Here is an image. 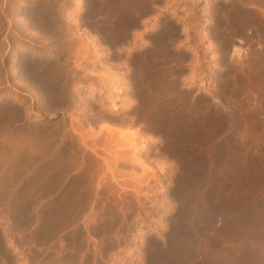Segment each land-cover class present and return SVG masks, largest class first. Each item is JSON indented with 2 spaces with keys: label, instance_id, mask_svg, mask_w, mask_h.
Wrapping results in <instances>:
<instances>
[{
  "label": "bare ground",
  "instance_id": "1",
  "mask_svg": "<svg viewBox=\"0 0 264 264\" xmlns=\"http://www.w3.org/2000/svg\"><path fill=\"white\" fill-rule=\"evenodd\" d=\"M95 1L94 3L92 2L93 3L92 9H99L105 11L104 15H106V13L108 14V16L106 15L105 17L108 18L110 24L114 19L113 21L115 26L119 28V34L122 33L124 35H127V33H129L128 31L131 28H136L139 26L140 17L144 14H147L149 12L148 9L151 6L149 4V0H112V1L105 0V2H101V1L95 2ZM75 2L77 6L81 4L79 3L80 0H75ZM210 7H212V4L211 2L209 3L207 0L204 6V9H206L205 10L206 13L203 12L201 14H203L204 17L205 16L208 17V19L206 20L213 23L214 19L212 18V14H210V10H208L207 12V9ZM215 11H216L215 19L217 18L222 20L224 19L225 23H227V25L225 26L226 27L230 26V28L229 27L226 28L227 32L228 29H230L231 34L236 33L239 36H243V34H246L248 35V38L250 37L249 39L251 40L250 42H255L257 45L255 46L254 45L255 43L250 44V45H254L257 48L255 49L252 46L253 47L252 49L254 50L252 52L253 54L249 53L252 56L251 57L249 56V58L247 59L248 61L247 64L249 65L248 68H251V70L253 69V71L250 72L246 77L241 76L238 72H234L233 74L239 77L238 79L242 80V82L245 85H248V82H246V80L248 79L255 80L259 78L258 73L260 74V77L263 76V81H264V0H223V3L221 2L219 4L218 2V5L217 4L215 5ZM157 17L158 16H156V18ZM46 19L49 18L46 17ZM179 19L182 18L179 17L177 19V22L179 21ZM33 23L35 22L33 21ZM74 23L78 24L80 22L78 20H75ZM177 24L178 23L170 22V24H167V26L165 27L163 26L160 32L158 31L159 33L155 34L156 35L155 38L153 37V41L151 42V45H149V43L146 42L144 48L140 50L139 55L137 56V61L139 65L138 79L136 83L133 84L135 85L136 88V93H137L136 97L137 96L138 97L137 99H135L136 97H133L134 95L133 94L132 96L127 97L126 100H124L123 102H125V104H128V106H131L132 109L138 107L141 123L144 124L149 130H152L153 132L157 133V136H154V139L161 137L165 138L166 140L164 145L165 150H167V152H171L174 158L185 162L186 161L192 162V160H196V161L199 160L200 162H202L201 160L203 159L204 161L205 159L203 157L205 156L207 157V155H209L207 153L211 150L210 148H208L211 147V145L204 147L203 146L204 143L214 139L220 131H227L228 133L227 132L226 133L229 135L232 128V127L230 128V126L244 127L245 123L241 119L238 120L236 118L237 116L235 117L231 113L222 112L223 113L222 114L221 111H219L217 108L207 109L208 108L207 107L202 110V106L208 105L206 104L207 102L203 98V96L199 97L197 95H192L190 94V92L184 94L182 93V90L179 89L180 86L177 83L175 77V75H177L175 67L174 66L169 67L166 64L170 59L177 62L181 60L179 59L180 57H178L177 59V57L175 58L173 56L171 49L174 39L175 37L177 38L178 35L177 30L179 32V28L176 27ZM209 25H213V24H209ZM53 26L55 27V23ZM221 26H223L222 29H224V24L223 25L221 24ZM221 26H219L218 28H221ZM212 27H213L212 29H214V26ZM215 29H216L215 31L218 30L216 26ZM227 32L224 35L227 36ZM199 35L201 36V34ZM224 35L222 32L220 38L222 39L220 41L221 43H223V47L225 48L231 47V52L229 53V57L227 56L228 60H231V63L232 61H236L234 63H236L237 65V59L243 58L244 53L246 51H243L241 49L242 47L236 46L234 43L231 42L232 41L230 40L231 38L229 39ZM216 36L218 37V35ZM139 37L144 38L142 34H140ZM176 40L178 39H175V41ZM236 40L242 43L243 41H246V38L238 37L236 38ZM18 55L19 53L17 54V52L15 51L13 53L12 59L18 60L19 57ZM22 56L23 55H21L20 57ZM187 57L189 60L190 58H194L193 60L191 59L190 62L194 69V70L192 69V71H195L196 67L199 66L196 64V61L199 59V56L194 54L191 56L188 55ZM244 64L247 65L246 62ZM257 65L259 66V70H256ZM22 69L27 73L28 77L34 84V88H35L37 84V72H38L37 56L33 55V57L32 56L29 57V54L25 53L24 58L21 59V65L14 66L12 74L19 75ZM196 72H193V74L190 75L192 81L194 80V77H197L198 75V73L196 74ZM231 76L233 77V75ZM17 80L18 82H21L20 77H17ZM111 81L107 82L106 85H104L105 88L109 87L107 84H111L112 83ZM124 82L127 81L124 80L123 83ZM114 83H115L114 85H118L117 92L125 90L123 86L116 84V83H120V81L118 82V80L115 81L114 79ZM32 91L33 92L31 94H33L34 97L37 98L38 92L35 89ZM4 96L5 94H2L0 96V99H2ZM63 98H64V94L60 91H57L55 94L51 95L50 100L52 102H59L63 100ZM14 99L17 100V96ZM216 100L219 101V99ZM123 102L119 103L116 101V99L111 98L109 105L111 108L116 109L120 107V104H122ZM0 103H1L0 132L2 133L5 132V134L9 133V135L11 134L10 135L11 137L8 135L10 139L7 137L8 139L4 138L3 140L2 137L4 135L0 136L1 137L0 196L2 194V199H3V196L5 197V195H7L6 193L8 192L7 185L9 186L10 184L12 187L11 186L9 187H11L13 190L12 193L10 194H12L13 200L16 201V204L12 202L14 204L13 205L10 201L7 202L6 199L5 202H7L8 205L12 204L10 206L11 209H9V211L11 212L18 211V217H19L18 223L14 222L15 226L12 227H16L18 226V224H20L21 227L24 228L29 227V230L31 229L30 231L31 233L30 232L29 233L32 237L34 236L36 237V239L37 237H39L44 240L43 241L44 243L45 240L46 243L48 240L49 241L52 240L51 243L48 242L49 244H45L42 246L43 248H45L46 251L47 259L45 264H60L61 262H65V263L68 262V264H78L79 262H81L80 261L81 259H78L79 254L74 249L75 247L72 248V245L74 246L76 244V240L78 238L80 239V240L78 239L79 241L77 240L78 248L84 246L85 244L88 245L91 239H92L91 241L95 240L94 238L95 236L89 237V234L92 232L90 229H88L87 227H85L87 229L80 227L76 228V225L74 227V224L77 223L82 218V216L84 217L83 222L86 224V226H88L87 223L91 224L92 223L91 221H94V223L99 222L101 219L98 216H102V217L104 216L103 215L105 211L104 208L110 207L112 209L111 206L112 204L111 205L105 204L108 206H104L103 204L104 200L100 202V199L102 200L104 198L105 196L104 194L106 192V189L108 188V186L105 187L104 185L110 186L112 179L115 182L117 179V177H115L116 175L114 174L112 161H110L112 159H108L106 156L103 157L102 159L103 161H99L97 158L96 159H93L91 157L89 158L87 154L88 146L86 145L87 143L85 139L80 141H78L77 139L75 140L69 139L68 141H66L65 138L66 136L64 135V133L63 136L61 132L62 128L64 129V131L66 130L63 126L62 127L55 126V128L51 130V127H45V125L43 124L38 126L37 125L29 126L28 124L27 125L28 130L26 128L24 131L26 132L27 134L26 136L28 138L27 137L24 138L23 131H22L23 133H21L20 130L15 131V129L12 127V123L14 122V120L16 118H19L21 115H23L20 113L22 111H19L21 108L19 107V109H17L16 107H14L15 102L13 103L14 105L12 104L11 106H9L10 104L8 106H6L7 104L3 105L4 103L2 104V101H0ZM48 114L49 113L43 108L36 114L35 119L37 120L42 119L43 116H46ZM51 115L53 114H49L48 117H51ZM254 117L255 118L252 119L253 122L256 123V125L260 126L261 128H264V120L262 119V117L261 116L258 117L257 115H255ZM104 127H106L108 130L107 133L108 136L106 137V139L108 141H111L106 143H114L115 138H113L114 135L113 129L115 127H113L109 123H105ZM18 128L21 130L23 129L20 127ZM7 129L9 132L7 131ZM127 130L121 129L120 131L123 133V131L126 132ZM52 131H54L58 136ZM130 133L132 136V140L129 139V141L128 140H126L127 142L125 141L126 147L130 148L134 152L133 158L135 159L136 162H138L141 166H143L145 171L146 169H151L150 165L147 164L148 160L147 159L145 160V156H143V151L144 150L146 151L147 149L151 148V145L147 143L136 144L134 141L136 140L134 139L136 132L131 131ZM18 135L19 136L23 135L25 142L22 141L23 138H21L18 141H15L16 139L15 137H18ZM143 135L144 134L141 132L140 136L142 137ZM124 136H127V134H124ZM13 137L15 138L14 140ZM150 137L153 136L150 135ZM200 143H202V145ZM214 143L215 142H213V144ZM117 146L118 145H116L115 148H117ZM215 149L216 147L214 148V150ZM244 149L245 147L241 148L238 151L237 150L235 151L230 147H225V148L223 147L220 149L221 150V152L219 151L220 153L216 151L215 152L218 155L220 154L219 156H217V158L220 157L219 159H221L222 161V160H226L225 158L228 159V157L230 158L236 156L237 158L238 153H241L243 151L246 152L247 149L246 150ZM119 155L117 156L114 154L113 159L116 161L118 158H120ZM233 158L234 159L230 158V160L236 161L235 157ZM219 159L218 162L220 161ZM227 161H229V159ZM227 161L224 162L227 163ZM218 162L216 159L215 163ZM225 163H223V165ZM192 164H196L195 161L192 162ZM200 164H203V162ZM232 164L234 165V162ZM252 165L253 164L250 165V163L248 165L237 162V164H235V170L232 168V166H226L227 168L228 167L232 168L234 170V174L232 176H224V175H217L218 171L216 173L215 171L216 169L214 165L213 168L212 166H209V164L204 163L202 166H200V168L196 167L198 169V171H196V175L187 178L183 176L184 178L183 179L181 178V182H180L181 188L190 186L191 189L193 188V190L195 191L194 194L191 196L192 201L201 207L206 206L211 210L209 211L207 209L211 213L207 214L206 217L210 216V219L214 218L216 217L214 216V214L217 212L234 214L233 223L226 226L225 229H223L224 227L218 228V230H216L217 236L214 237V239L212 238L213 240L210 241L213 243V245L214 244L218 245L216 246L218 248L217 250L215 246L212 247L213 248L212 254H213V250L215 249L217 258L216 257L213 259L211 258V260L208 259L203 264H264V203L261 204L259 209L256 211L253 212L247 211L244 213L242 211L247 206V204L252 200V195L254 191L259 186V183L263 181L264 178V174H263L264 165H262V162L258 160V162L256 161V163L254 164V166ZM225 170L226 169H224V171ZM8 171L11 172V174L9 172L10 176L7 174ZM224 171L222 174H224ZM132 177L136 179V182L142 184L143 179H140L139 175L138 176L132 175ZM233 184H235L237 188L236 190L232 191V189H235L232 188L234 187ZM181 188H178V190L180 189L181 191L179 192L183 194V190ZM4 191L6 194L4 193ZM230 191L231 192L235 191V192L232 194ZM7 196L10 198V195ZM108 212L109 210L105 211L106 213L105 215H109ZM112 212L114 211L111 210L110 213ZM201 214H203V212ZM109 216L107 218H109ZM97 219L98 221H96ZM105 220H102V222ZM212 222L213 220L210 221V223ZM78 223H80V225H83L81 224V222ZM109 223L105 224L104 226H100L102 223L99 225L102 229L100 230L103 231L104 234L105 233L109 234V232H112L113 230L114 224L112 225V223L110 224ZM94 225L96 226V224ZM184 225H187V227L190 228L188 226L189 224L185 223ZM70 226L76 229L71 230ZM190 226L193 227V225ZM88 227H90V225ZM92 227L93 226L91 225V228ZM181 227L183 226L181 225ZM198 227L199 225L197 226V228ZM24 228L21 229L24 230ZM96 228L98 229V225L97 227H94L92 229H96ZM194 228L189 232L190 237L187 241L186 239L188 236L186 237L185 235H183L186 237L185 239L183 238V236H181L183 238V239L181 238V241L179 239V242L177 241V243L171 242L173 243L172 248L167 249L165 248L166 247L165 246L164 248L161 249V251L159 250V252L157 253L155 251L151 255L150 264H202L200 260L196 259V256L198 255L196 249H195L196 251L194 249L191 251L189 249L183 251V249L181 248L182 246L181 244H183L184 242L188 243L189 241H194V243L197 245V236L201 234L200 231H202L205 227L203 226V228L201 227V230L199 229V234L197 233L198 235L196 234ZM18 229H20V227ZM100 230L99 233H101ZM207 230L208 229H206V231ZM63 232H66L67 234L66 242L69 245V247H67L69 248L68 251H65L67 252L65 253V257L64 256L61 257L62 256L61 250L58 251L60 247L63 246L64 239L59 240L60 234ZM202 232H205V229ZM226 232L230 234V239H227V241H226V235H227ZM7 234H8L7 227L0 230V264H15L14 260L16 259V257H14L15 259L12 257L13 253L11 254V257L14 260L10 258L11 260L5 262L10 257V256L6 257L7 255L6 252L8 253L9 251V248L8 251H6L7 245L10 246L9 243L14 241V240H9V241L6 240ZM212 243H210L211 246ZM107 245L110 248V246L112 247L113 243H107ZM183 245L186 246V244ZM85 247L87 246H84V248ZM88 248L89 246L87 247V249ZM216 251L218 252V256ZM8 255H10V253ZM35 256L36 255H34L33 258H35ZM111 257H115V256H111ZM212 257H214V255ZM5 258L7 260H4ZM91 259L92 257L88 261L91 262ZM114 259H116V257ZM85 262L83 263L85 264ZM91 264H97V262L93 261V263ZM107 264H109V262Z\"/></svg>",
  "mask_w": 264,
  "mask_h": 264
},
{
  "label": "rangeland",
  "instance_id": "2",
  "mask_svg": "<svg viewBox=\"0 0 264 264\" xmlns=\"http://www.w3.org/2000/svg\"><path fill=\"white\" fill-rule=\"evenodd\" d=\"M91 1L92 0H80L79 3L81 4H79L78 5L79 7H78L76 5L75 0H0V96L2 94H5V96L2 99H0V101H2V104L4 103L3 105L7 104L6 106H8L9 104H10L9 106H11L15 102L14 107H16L17 109H19V107L21 108L19 111H22L23 113L22 112L20 113L23 115H21L19 118H16L14 122L12 123V127L15 129V131L20 130V132L23 133L26 128L28 130V126H27L28 124L29 126H33V125L38 126V125L43 124L45 125V127H51V130L55 128L56 126V123L54 121L57 119V116L48 117L49 114H53L51 113L53 112V110L50 112L47 111L49 114L46 116H43L42 119H38V120L35 119L36 114L41 109H43L39 102V97L36 98L34 97L33 94H31L33 92L32 90L35 89L37 91L36 87L34 88L33 83L32 85H28V84L26 85L23 82H18L17 77L22 78L21 72L19 75L12 74L14 66L21 65V59L24 58L25 53H28L29 57L31 56L33 57V55L35 56L39 55L38 54L40 52L39 46L36 43L39 41L38 31L43 29V19L42 18L44 17L50 18L51 22L53 24L55 23V27H56V28L54 27L55 29H58L60 27L58 30H69L72 28H76V29L81 28L84 26V24H82V20L84 18H89V17L95 18L96 17V18H100L99 21L104 20V17L106 15L108 16V14L106 13V15H104L105 11L103 10L92 9V4L94 3L95 0L92 1L93 3ZM100 1L105 2V0H96L95 2H100ZM154 1L160 7L156 8L155 12L158 14H156L155 17L152 18L151 21L153 22L149 27L157 29L159 32L163 26L164 27L167 26V24H170V22L178 23L176 25V27L178 28H180L181 26L188 27L187 32H188L189 42L186 45L188 47L187 49L188 55L191 56V55L196 54L199 56V59L197 58L198 60L196 61V64L199 66L196 67L195 71H192L190 69V75L196 71H197L196 74L198 73L197 77H194L193 81L191 80L192 78H190L191 76L189 75L187 84L189 85L188 90L190 94L197 95L199 97L203 96V98L207 102L206 104L208 105L202 106V110L207 107H208L207 109L217 108L219 111H221V113L222 112L231 113L235 117L237 116L236 118L238 120L241 119L245 123L244 127L243 126H240V127L230 126V128L231 127L232 128H231L229 135L227 134L228 133L227 131H220L217 134V136L214 139H212L213 141L209 140L206 143H204L205 144V145L203 144L204 147L211 145L212 148L208 147L211 150L209 149L210 151L209 152L207 151L208 152L207 154H209L207 155V157L204 155L205 156L203 157L205 158L204 161L203 159L201 160L203 164L207 163L209 164V166H212V167L214 165L216 169L215 170L216 173L218 171L217 175H224V176H232L234 174L235 164H237V162L248 164V165L250 163V165L253 164L252 166H254L256 161L258 162L259 160L260 162H262V165H264V128H261L260 126L256 125V123H254L252 120L255 118L254 117L255 115H257L258 117L261 116L262 119L264 120L263 76H261L262 77L261 78L260 74L258 73L259 78L255 80L248 79L246 80V82H248V85H245L242 82V80L238 79L239 77L233 74L234 72H238L241 76L246 77L248 76L250 72L253 71V69L251 70V68H248L249 65L247 64L248 62L247 59L249 58V56L250 57L252 56L250 55L254 51L252 48L253 47L255 49L257 48L255 47L257 46L256 43L250 42L251 41L249 40L250 37L248 38V35L246 34H243V36H239L236 33L231 34L230 29H228V32H227L226 28L228 27L230 28V26L228 27L225 26L227 25V23H225L224 19H223L224 21L218 18L214 19L213 23L206 20L208 19V17L205 16L206 17L205 18L204 15L201 13L203 12L206 13L205 11L206 9H204L203 5H205L207 0H154ZM220 1L223 3V0H208L209 3L211 2L217 5H218V2L219 4L221 3ZM207 12H208V9H207ZM156 16L158 17L156 18ZM179 17H181L182 19H179V21L177 22V19ZM28 19L33 20L36 24L30 23ZM75 20H78L80 23L75 24L74 23ZM209 24H213V25H209ZM221 24L222 25L224 24V29H222L223 26H221ZM38 25L40 28L38 27ZM212 26H214V29H212L213 28ZM215 26L219 31L218 30L215 31L216 30ZM219 26H221V28H218ZM26 29H29L28 33H26ZM222 32H223V35L226 34L227 32V36L226 35L224 36L228 37L229 39L231 38L230 40H232L231 41L232 43H234L236 46L242 47L241 49L243 51H246L243 56V58L245 59L243 58L237 59V65L236 63H234L236 61H232L231 63V60H228L229 53L231 52V47L230 48L223 47V43H221L220 41L222 40L220 39ZM198 33L201 34V36ZM216 35H218V37ZM199 36L200 38L202 37L201 38L202 41L199 38ZM238 37L239 38L245 37L246 41L247 40L248 41L245 43H240L239 41L236 40V38ZM25 38H28V40L26 41ZM179 38L180 36H177V38L175 37V39H178V40L175 41L174 39L172 47L174 48L183 47V45H181ZM176 43L178 45H176ZM250 44H254L255 46L250 45ZM15 51L17 52V54L19 53L18 60L12 59L13 53ZM52 52L54 51L49 50V49L47 51V53H52ZM20 53L21 55H23L22 57H20L21 56ZM191 59L193 60L194 58H190V61ZM240 62L242 63V65ZM245 62L247 65L244 64ZM233 63L235 64V66ZM258 65L256 67V70H259ZM241 67L243 68L245 67V68L243 69ZM112 75L116 76V74H112ZM231 75H233L234 78ZM114 79L115 81L117 80L118 82L120 81V83H116V84L123 86V88L125 89L123 93L130 94V91H131V84H129L128 82L123 83V80L122 79L119 80V77L118 78L113 77L112 79H110V81L112 80L111 81L112 83L107 84L109 86L107 87L109 88L108 89L109 97L106 98V104H104L106 106L108 105V107H109V102L111 98L116 99V101L119 103L126 100V97L122 99L123 93L117 92L118 85H114L115 84ZM193 85L195 86L192 87ZM16 96H17V100L14 99L16 98ZM216 99H219V101ZM123 105L125 108H131V106H128V104H125V102H123L121 106ZM72 124L79 125L78 122H75V121H72ZM18 127L20 128L25 127V128H23L24 130L23 129L21 130ZM102 128H104L103 130H104L105 135H108L107 134L108 130L104 127V125ZM125 129L126 130L128 129V130L126 132L123 131V133L120 131L121 129H115V128L113 129V134L115 135V136L113 135V138H115L114 145L115 146L118 145L117 146L118 149L115 150L114 152L116 153L113 152V155H111L110 157L114 158V154L117 156L120 154L119 155L120 158H118L119 160L117 159L118 161L117 160L115 161L113 159L114 162H112L114 174L116 175L114 176L115 177H129V178H122V179L117 178L116 182L112 179L110 186L104 185L105 187L108 186L104 194L107 197L104 196L102 200L100 199V202L104 200L105 201V202L103 201L104 206H108L105 204H109V205L112 204L111 205L112 209L110 207L104 208L105 211L109 210L108 214L110 216L105 215L107 212L105 213L103 209L104 216L103 217L98 216L101 219V220L99 219L100 220L99 222H96L98 221L97 219L95 221L96 223H94V221H91L92 222L91 224L87 223L88 226L90 225V227L86 226V224L83 222L84 221L83 216L82 218L80 217L81 219L79 218L80 220L78 222H81V224L85 226L80 225V223L78 222H77L78 224L77 223L74 224V227L76 225V228L87 227L88 229L92 231L89 234V237L95 236L94 237L95 240H93L94 242L91 241L92 240L91 239L88 245L86 244L84 245L87 247L89 246L88 249L87 247H85L86 248L85 249L84 246L79 247V248L77 247V242L80 240L79 238H78L79 240L77 239L78 241L76 240V244L74 246L72 245V248L75 247L74 249L79 254L78 259H81L80 261L82 263L81 262L79 263L84 264L83 262L87 260L85 264L86 263L91 264L93 263V261H96L97 264H107L108 262L109 264L110 263L111 264H150L151 255L155 251L157 253L159 252V250L161 251V249L164 248L165 246H166L165 248L167 249L172 248L173 243L175 242L177 243V241L179 242V239L181 241V238H182L181 236L183 235H185L186 237L188 236L186 239L187 241L190 237L189 232L193 230L194 227H196L194 228V230L196 231V234L197 233L199 234V229L201 230V227L203 228V226L205 227L204 228L205 232H202L204 230L203 229L202 231H200L201 232L200 235L197 234L198 235L197 236L198 246L194 243V241H189L188 243L187 242L183 243V244H186V246L181 244L182 245L181 248L183 249V251L188 250V249L190 251L193 249L194 250L196 249L198 252L196 259L200 260L202 264L205 263L208 259L211 260V258L212 259L215 258L216 257L215 249L213 250V254H212V249H213L212 247L214 246L216 247L218 245H215V244L213 245V243L210 241H212L214 237L217 236L216 230H218V228L224 227L223 229H225L226 226L233 223L234 214L217 212L215 213L216 215L214 214V216L216 217L210 219V216L208 217L206 216L207 214L211 213L209 212L211 210L207 208L206 206L201 207L192 201L191 196L195 192L193 188L191 189L190 186L182 187V188L180 187L181 178L183 179L184 177L187 178V177L196 175V171H198L196 167L200 168V166L203 165V164H200L202 162H200L199 160L197 161L192 160V162L195 161L196 163V164H192L191 161L185 162V161L176 159L174 158L173 155L166 156L165 158L154 155V153H152V150L160 146L161 144L165 145L166 140L163 137L154 139V136H157V133L148 129L149 135H152L153 137H150L149 135L148 136L143 135L142 137L141 136L138 137L137 133H135V136H134V139H136L134 140L136 144L147 143L151 145V148L147 149L146 151L145 150L143 151V156H145V160L146 159L148 160L147 164H149L151 167V169H146L145 171L143 166H141L133 158L134 152L130 148L126 147V142H127L126 140L128 141L129 139L132 140V136L130 132L131 131L136 132V131L130 127L125 128ZM63 131L64 129L62 128L61 132H62V135L64 133V135L66 136L65 137L66 141H68L69 139L75 140V135L72 136L70 130H65L68 134L65 131L64 132ZM91 132L92 134L96 135L98 138L102 137V135H99L100 132L99 133L95 131H91ZM124 134H127V136H124ZM1 135L2 136L6 135L5 137L4 136L2 137L3 140L4 138L6 139L9 138L8 137L9 133L5 134V132L4 133L0 132V136ZM23 135H24V138L27 137L26 132H24ZM23 135L22 136L18 135V137H15L17 140L13 137V140L15 139V141H18L21 138H23ZM24 138L22 139V141H24ZM76 139L78 141L84 140V139L85 141H87L85 134L83 133L80 136L78 135V138ZM213 142L215 143L213 144ZM200 144L202 145V143ZM242 146L245 147L244 150L246 149L247 150L246 152L243 151L241 153H238L237 158L236 156H233L235 157L236 161L230 160V158L234 159L233 157H230V158L228 157L229 161H227L228 159L225 158L226 160H222L223 162L221 161V159H219L220 157L217 158V156H219L220 154L218 155L216 152L220 153L221 152L220 149L223 147L224 148L230 147L234 149L235 151L236 150L238 151L241 148H244ZM215 147L216 149L214 150ZM164 149H165V146H164ZM214 158L217 159V162H218V159L220 161L218 163H215L216 159ZM211 160H214V161H211ZM224 161L225 162L227 161V163H225ZM233 162H234V165L232 164ZM223 163L225 164L223 165ZM226 166H232L234 170L230 167L227 168ZM224 169L226 170L224 171ZM223 171H224V174H222ZM9 172L10 171H8L7 174L10 176L11 172L10 174ZM137 174L139 175L140 179H143V182L141 181L142 184L136 182V179L132 177V175L138 176ZM164 175H171L173 177L164 179L163 178ZM9 186L11 185L9 184ZM9 186L7 185V188L8 189L10 188V189L9 190L7 189L8 192L6 193L7 195H10V198L7 195H5V197L3 196V199H2V194L0 196V204L4 209L3 211L0 212V225L1 227H4V228L7 227L8 234L6 236V240L9 241V240H14L16 238H19V240L22 239V241H18L19 244L16 240L12 242L10 241L11 242L9 243L10 246L6 244L7 245L6 251H8V248H9L8 253L6 252L7 254L6 257H9V256L10 257L8 258V260L6 258L4 260H7L5 262H8L9 260L16 257L17 260L15 258H14L15 260L13 259L15 261V264H34L36 262L35 258H33V256L29 254L27 255L29 256V258L26 257L25 255L21 256L22 254H24L22 253L21 250H23L24 252L29 251L31 254L35 253L34 255H36L37 247H39L41 248V253H43L46 251H45V248H43L42 246L45 244L51 243L52 240L50 241L48 240L47 243L45 240V243H44L43 239L39 237H37L36 239V237L34 236L32 237L30 235L31 229L29 230V227H27L28 228L27 229L26 227L25 228L21 227L20 224H18V226L16 227H12V226H15L14 222L18 223L19 217H18V211L17 212L9 211V209H11L10 206L13 203L16 204V201L13 200L12 194H10L13 191L11 188L12 186L11 187ZM233 186L234 187L232 188H235V189H232V191L236 190L237 188L235 184H233ZM178 188H181L183 190L184 195L181 194V192H179L181 190L180 189L178 190ZM234 192H231V193L233 194ZM181 195H183L184 197ZM106 198L109 200H107ZM5 199L7 202L10 201L11 203L12 202L13 203L8 205V203L5 202ZM263 203H264V178H263V181L259 183V186L254 191L252 195V200L247 204V206L242 211L243 213L247 211L249 212L256 211L259 209L260 205ZM111 210L114 212L110 213ZM202 212L203 214H201ZM108 216L109 218H107ZM102 220H105V221L102 222ZM211 220H213L214 223L213 222L210 223ZM108 221L109 222L111 221L110 223H112V225L114 224V227H113L112 232H109V234L107 233L104 234L103 231H101L102 229L100 226H104L105 224L109 223ZM93 223L96 224V226ZM185 223L189 224L188 226L191 229L188 228L187 225H184ZM91 225L93 226L92 228L97 227L98 225V229L99 230L101 229L100 230L101 233H99V230L97 228H96L97 230L92 229ZM181 225L183 227H181ZM190 225H193V227ZM198 225L199 227L197 228ZM17 227L18 228L20 227V229H18ZM21 228H24V230ZM76 228L71 227V230L76 229ZM206 229H208L207 230L208 232L206 231ZM93 232H94V235H93ZM180 232H183V233H180ZM61 234H60L59 240L64 239V242H63V246H61L58 251L61 250L62 256L61 255L60 256L65 257V253H67L65 251H68L69 248L67 247H69V245L66 242V235H67L66 232H63ZM226 234H227L226 235V241H227V239H230V234L227 232ZM185 236H183L184 239L186 238ZM21 243L28 244L29 246L26 249H23L20 246ZM92 243L93 244L95 243V244L93 245ZM107 243H113L112 247L110 246L109 248ZM210 243H212V246ZM217 249L218 248L216 247V250ZM9 253L10 255H8ZM11 254L13 258L11 257ZM211 255L212 256L214 255V257H212ZM111 256H115L116 259H114L115 257H111ZM217 256H218V252H217ZM91 257L92 259L90 262L88 260ZM62 263L68 264V262L67 263L61 262L60 264Z\"/></svg>",
  "mask_w": 264,
  "mask_h": 264
},
{
  "label": "flooded vegetation",
  "instance_id": "3",
  "mask_svg": "<svg viewBox=\"0 0 264 264\" xmlns=\"http://www.w3.org/2000/svg\"><path fill=\"white\" fill-rule=\"evenodd\" d=\"M149 4L151 5L148 9L149 12L140 17L139 26L131 28L127 35L122 33H120L122 35L107 34L105 29L97 27L100 18L96 17L84 18L82 20L84 26L78 29L58 30L51 29V27H43V29L38 31L39 41L36 44L39 46L40 52L37 56L38 72L36 89L39 102L46 111L50 112L53 110L51 117L57 116V119L54 121L56 127L63 126L66 130H70L72 136L75 135V139L81 133H85L89 158H97L99 161H103V157L106 156L108 159H112L110 161L114 162L110 156L113 155V152L118 147L115 148V142L106 143L111 141L106 139L108 135H105L104 128H102L105 123L111 124L116 129L130 127L136 131L138 137H140L141 132L144 135H149L148 128L141 123L138 107L134 109L125 108L124 105L121 106L122 103L120 107L113 109L110 105L109 107L108 105H104L106 104V98L109 97V90L104 85L113 77H119V79L131 84L130 94L120 91V93H123L122 99L130 97L133 94V97L137 95L135 85H133L138 79L139 65L137 56L142 47L144 48L146 42L151 45L153 37L155 38V34L158 33L157 29L149 26L153 22L151 21L152 18L158 14L155 12L156 8L160 6L154 0H149ZM211 4L212 7L208 8V10H210L212 18L215 19L216 4ZM28 21L33 23L31 19H28ZM187 31L188 27L185 26H181L179 32L177 30V36H180L179 39L183 47L171 48L173 56L177 57V59L180 57L179 59L181 60L177 62L170 59L166 63L169 67H175L177 72V75H175L176 81L180 86L179 89L184 94L189 92L187 82L190 69L192 70L186 50L188 49L186 45L189 42ZM28 32L29 29H26V33ZM140 34L144 38L139 37ZM25 40L27 41L28 38H25ZM245 42L243 41L242 43ZM176 45L178 44L176 43ZM48 49L54 52L47 53ZM21 73L22 78H20V81L26 85H32V81L23 69ZM112 74H116V76ZM57 91L62 92L64 98L59 102H52L50 97ZM72 121L78 122L79 125L72 124ZM91 131L100 132L99 135H102V137L98 138ZM152 153L162 158L172 155L171 152H167L164 149L163 144L154 148ZM170 177L173 176H163L164 179ZM3 210L0 204V212ZM2 229L4 227L0 225V230ZM14 240L18 242L19 238ZM19 241H22V239ZM20 246L26 249L29 245L21 243ZM21 251L24 253L21 256L25 255L28 258V254L33 256L35 254H31L29 251ZM46 259V252L41 253V248L37 247L35 264H45Z\"/></svg>",
  "mask_w": 264,
  "mask_h": 264
},
{
  "label": "crops",
  "instance_id": "4",
  "mask_svg": "<svg viewBox=\"0 0 264 264\" xmlns=\"http://www.w3.org/2000/svg\"><path fill=\"white\" fill-rule=\"evenodd\" d=\"M48 18V17H47ZM43 19V27H48V26H53L54 24L49 20V19H46L45 18H42ZM111 19V18H110ZM41 20V19H40ZM49 20V21H48ZM114 20V19H113ZM112 20L111 24H110V21L108 20L107 17H104V20H101V21H98V25L97 27L99 28H102V29H105L106 30V33L107 34H118L119 33V28L115 26L114 24V21ZM48 21V22H47ZM114 26H113V25ZM112 25V26H111ZM40 28V27H39ZM51 29H55L54 26L51 27Z\"/></svg>",
  "mask_w": 264,
  "mask_h": 264
}]
</instances>
